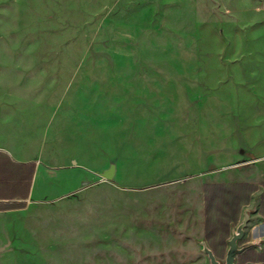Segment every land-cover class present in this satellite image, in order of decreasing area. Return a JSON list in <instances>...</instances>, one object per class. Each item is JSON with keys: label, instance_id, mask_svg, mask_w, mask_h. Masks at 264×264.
Masks as SVG:
<instances>
[{"label": "rangeland", "instance_id": "rangeland-1", "mask_svg": "<svg viewBox=\"0 0 264 264\" xmlns=\"http://www.w3.org/2000/svg\"><path fill=\"white\" fill-rule=\"evenodd\" d=\"M1 153L78 191L0 212V264L139 259L198 175L264 180V0H0Z\"/></svg>", "mask_w": 264, "mask_h": 264}, {"label": "crops", "instance_id": "crops-1", "mask_svg": "<svg viewBox=\"0 0 264 264\" xmlns=\"http://www.w3.org/2000/svg\"><path fill=\"white\" fill-rule=\"evenodd\" d=\"M0 212L21 210L31 204L54 203L75 194L76 175H71L74 165L62 167H42L37 161H15L0 154ZM111 171L106 173L109 179ZM224 171H213L197 176L200 183L201 210L195 217L182 212L178 220L152 228L141 237L139 259H118L82 262H40L31 264H210L202 251L205 242L218 260L226 256L232 232L241 223L244 213L249 214L245 237L239 247L245 251L236 257L235 264H264V180L256 181L253 176L238 180H227ZM81 182L86 184L84 178ZM83 184V185H84ZM234 185L236 193L243 185L256 186L249 202L240 209L224 213L214 206L206 213V187ZM218 195V194H217ZM216 200L220 196H215Z\"/></svg>", "mask_w": 264, "mask_h": 264}, {"label": "trees", "instance_id": "trees-1", "mask_svg": "<svg viewBox=\"0 0 264 264\" xmlns=\"http://www.w3.org/2000/svg\"><path fill=\"white\" fill-rule=\"evenodd\" d=\"M234 187V185L206 187V213L214 206H218L226 214L232 213L240 209L242 203L247 205L250 195L257 190L256 186L243 185L242 191L236 193ZM215 196H220V199L216 200Z\"/></svg>", "mask_w": 264, "mask_h": 264}, {"label": "water", "instance_id": "water-1", "mask_svg": "<svg viewBox=\"0 0 264 264\" xmlns=\"http://www.w3.org/2000/svg\"><path fill=\"white\" fill-rule=\"evenodd\" d=\"M248 223L249 214L248 212H245L241 223L232 232V237L228 242L229 248L226 252L223 264H235L236 257L245 251L246 247H239V243L244 240L245 229ZM200 245L202 246L203 253L207 255L210 264H222L221 261L217 259L214 252L210 248H208L205 242H201Z\"/></svg>", "mask_w": 264, "mask_h": 264}]
</instances>
